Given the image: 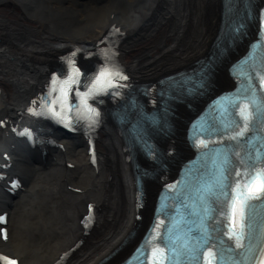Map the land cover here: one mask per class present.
<instances>
[{
  "label": "bare ground",
  "instance_id": "6f19581e",
  "mask_svg": "<svg viewBox=\"0 0 264 264\" xmlns=\"http://www.w3.org/2000/svg\"><path fill=\"white\" fill-rule=\"evenodd\" d=\"M220 13L221 0H0V211L8 213L2 251L21 264H55L64 255V264L120 260L122 245H131L146 218L137 219L147 215L146 192L140 201L110 121L97 134L96 165L87 145L53 134L60 146L51 148L54 160L31 162L10 123L46 84L52 62L75 46H95L113 26L126 36L120 58L131 79L156 81L211 52ZM171 18L175 23L167 34ZM13 176L22 188L11 200L5 186ZM88 204L95 227L83 237Z\"/></svg>",
  "mask_w": 264,
  "mask_h": 264
},
{
  "label": "snow or ice",
  "instance_id": "6c2138e0",
  "mask_svg": "<svg viewBox=\"0 0 264 264\" xmlns=\"http://www.w3.org/2000/svg\"><path fill=\"white\" fill-rule=\"evenodd\" d=\"M261 27L264 30V16L261 18ZM71 64L72 61L68 60ZM106 74V73H105ZM53 81L56 79V74L52 73ZM99 76H97V79ZM261 85H264V74H257ZM247 97L236 96L232 101V114L237 119L232 121H222L220 127L223 132H227L229 129L235 128L230 135V140L238 141L240 137H244L246 130L249 128V122L255 121L256 115L249 111V103ZM239 101V106L237 107V102ZM251 103L255 105V97L252 98ZM29 112H33V109L28 108ZM225 113H228V108H225ZM256 113H259V109H256ZM209 135H214L217 132L216 128H209ZM223 132L221 133V139H223ZM248 143L251 145L252 140L248 139ZM198 145L205 146L206 142L204 140L198 141ZM197 146V145H194ZM231 147V145H228ZM230 155H237V153L232 152L229 154L227 151L219 152L213 157V164L216 166L215 173L210 176L207 183L202 186V190L198 189L200 192V198L204 205V216H209L214 209L211 208L208 203L207 198L217 204L223 201V204L227 206L228 211H220L221 216L227 215L228 223L220 224L217 227L226 229L223 235L228 237V239L233 243L234 247L241 249L243 251L245 245L242 241H247L248 252L254 251V243L252 236V224L250 218L246 214V209L248 207L249 200H258L264 196V168L259 171L256 169V165L261 163L259 157L245 154L244 158H239V163L245 165L244 167H230L232 161ZM243 173V175H242ZM259 178V179H257ZM256 181L255 183L253 181ZM11 184L15 186L16 181L12 180ZM207 197V198H206ZM0 221H3V216H0ZM195 226V225H194ZM155 231V228H153ZM4 230L0 229V236L3 235ZM200 232L202 234L196 237H189L190 243L185 242V258H191L195 264H199L202 260L203 264H218V262L223 261V255L221 250L214 249L209 246V233L206 226L200 227ZM160 236V241L164 243L165 247L151 248V255L148 259L152 264H165V261H171L172 257L169 253L175 252V248L171 244V237ZM167 249V251H166ZM231 251V249H228ZM139 251V249H138ZM253 259V264H264V255L257 256ZM0 261L3 264H17L16 260L6 256H0Z\"/></svg>",
  "mask_w": 264,
  "mask_h": 264
},
{
  "label": "rangeland",
  "instance_id": "374dc122",
  "mask_svg": "<svg viewBox=\"0 0 264 264\" xmlns=\"http://www.w3.org/2000/svg\"><path fill=\"white\" fill-rule=\"evenodd\" d=\"M175 19L174 18H171L170 19V22H168V24H169V26H167L166 28L168 29V33L167 34H170V30H172V26H173V24L175 23V21H174ZM169 37V36H168ZM144 38H146L145 37V34H144ZM169 38H173V37H169ZM146 39H148V38H146ZM146 39H144V40H146ZM150 48H153V49H155V43H149V44H147ZM137 52V51H136ZM136 52H134V54L136 53ZM176 52V51H175ZM175 52L174 53H171V54H168V56H171V58L167 61V63L169 64V63H171V59L172 58H174L175 56H174V54H175ZM176 55V54H175ZM166 58H167V56H166ZM159 59V58H158Z\"/></svg>",
  "mask_w": 264,
  "mask_h": 264
}]
</instances>
